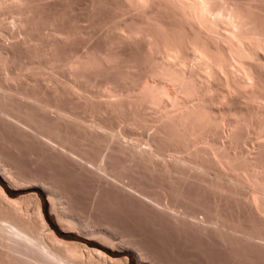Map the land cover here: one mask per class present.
I'll list each match as a JSON object with an SVG mask.
<instances>
[{
  "label": "bare ground",
  "instance_id": "bare-ground-1",
  "mask_svg": "<svg viewBox=\"0 0 264 264\" xmlns=\"http://www.w3.org/2000/svg\"><path fill=\"white\" fill-rule=\"evenodd\" d=\"M125 2L145 12L154 3L159 11L170 5L191 34H183L182 44L172 36V43L160 28L167 33L162 45L163 39L171 45L157 47L153 30L137 21L117 27L115 41L135 45L139 57L118 50V42L44 57L28 40L46 29L52 40L55 20L36 16L35 0H0V123L40 156L121 189L231 261L264 264V0ZM19 45L27 52L21 64L13 56ZM138 130L141 136H133ZM9 164L0 157V175L23 184ZM29 181L47 187L52 209L62 206L59 219L75 225L71 208L63 207L69 195L56 180ZM31 197L30 214L24 203ZM41 204L36 193L12 198L0 183V264H129L59 237ZM104 233L116 244V236Z\"/></svg>",
  "mask_w": 264,
  "mask_h": 264
},
{
  "label": "rangeland",
  "instance_id": "rangeland-1",
  "mask_svg": "<svg viewBox=\"0 0 264 264\" xmlns=\"http://www.w3.org/2000/svg\"><path fill=\"white\" fill-rule=\"evenodd\" d=\"M34 4L35 5H33L32 8H34L33 11L35 12V15L40 16V18H42L44 21L55 20L54 24L57 30L56 31L50 27L51 30H54V33L57 32V34H55L56 36L53 35V33L51 34L53 37L50 36L55 41L57 40L56 42L53 41L54 44L52 42L53 39L51 40L48 37L50 31L49 29L48 31H46V29L42 34L38 33V35L35 34V32L33 33V37L31 36L32 34L29 35V37L32 38L28 40L30 44L29 42L27 44L31 45L33 49H37L36 51L40 55L44 54V57L49 56L50 53L55 49L62 53L81 54L92 47H106L110 42H118L117 44L114 43L117 49L119 47L118 50H126L125 53L132 55L134 54L135 56L139 57V55L136 53L138 50L136 51L135 45L129 44L128 41L122 43L117 40L115 41L117 33L122 31L121 29L120 31L119 29L117 30V27L121 28L120 26H122V28H124L123 26H125L127 23L128 25L133 26L137 21L139 23L145 21V23L142 24L144 26L149 25L148 27H150V29L148 28V30H153L150 32L155 33L152 36H154L153 39L156 38L154 39V42H156L158 38V43H161L159 38H167V36H169L168 39H170L172 43L175 42L173 41L175 38L177 43L178 41L181 43L180 39L182 40L184 38V35L186 34L185 32H187V34L188 32L191 34L190 28L188 26L189 23L181 20L183 21L182 23H185L184 25H186L184 27V25L180 23V19L176 20L178 17L175 16L176 14H173V10L171 12L170 8H167L168 10L166 9V7H169L170 5H166L164 3L161 4L163 8H160V11L157 8L160 7L159 5H156L155 3L153 5H149V9L147 7L144 8L146 11L148 10L147 12L142 10H140V12L139 8L136 10V6H133L132 8V5L127 4L125 0H35ZM154 5L156 6L154 7ZM155 12H157V14H155L156 17L154 16V18L151 16L154 19L152 18L153 20H150V22L148 19L146 22L147 18L151 19L149 16L150 13L153 14ZM3 18H5V24L7 22L6 25H10L12 23V21L9 22L10 17L7 18V16H5ZM11 25L9 28H11V31H15L12 29L14 28L13 25ZM160 28L164 32L167 31V36L166 34L165 37L163 36L164 32L162 34L160 32ZM45 32L47 36L46 34L44 35ZM160 34L161 36H159ZM21 36H23V40L27 41V39H25V34H18L17 37L20 39V41L22 40ZM179 36L183 37L180 38ZM18 38L15 39L18 41ZM186 38L187 37L185 36V39ZM2 39L0 36L1 42L4 41L3 37ZM6 39H8L7 42L12 40L11 38H5V40ZM165 41L166 43L170 42L169 40L168 42L167 40L163 39V45L166 44ZM118 44L120 45L117 46ZM156 44L157 43H154L155 46ZM169 44L171 45V42ZM163 45L161 43L157 47H161ZM24 47L26 46L19 45L13 50L15 52H13V56L15 55L14 59L17 64L23 63L27 57L26 48ZM138 54H140V51ZM22 56L24 57L22 58ZM260 56L261 58H264L262 53H260ZM1 74L2 72H0V76ZM45 75L43 74V78L48 77L47 72H45ZM45 81L47 82V80ZM4 126L6 125L0 123V153H2L0 157L2 156L6 163H10L9 165L12 167V171H17H14L13 174L23 178L25 181H23V184L22 182L19 184V182L15 180L13 182L12 180L11 183H13L10 185L11 183L7 182L0 175V183L12 198H18L22 195H32L36 193L41 200L42 210L46 221L59 237L67 240L77 241L81 244L87 245L90 248H99L114 258L127 257L129 264H144L148 260L151 262V264H246L241 263L240 261H231V256L225 251L217 247L214 248V245L211 246V244L205 243L206 241H202L200 238L194 236L190 232L184 231L182 229L179 230V228L176 226L173 227L171 224L169 225V223L161 215L155 213L151 209H148L147 206L142 205V203L136 198L132 199L133 197L128 196L124 191L122 192L121 189L109 184H107V186L104 182H100L98 180L96 181V179L92 180L83 172L80 174V171H76V168H74L70 163H54L55 161L53 160L52 163L49 157L40 156L39 150H37L34 145L26 144V141L20 138L21 136L16 135L15 132H13L14 130L7 129V126L5 127L6 129H4ZM138 131V133H140V130ZM141 132L148 134L147 130L146 132L145 130ZM136 135H139L138 137H140L141 133H136L133 136ZM29 147L31 151L29 150ZM33 147L36 148V152ZM32 149L34 151H32ZM36 177L38 179H47L53 182L56 180L55 183H57L60 189L63 190V192L66 194V197L69 195V199L67 198L68 204L67 206L65 205L63 207H68V209L71 208L70 210L73 213V217L77 218H75L77 220L74 223L75 225H70L64 220L59 219L58 212H60L62 206L60 205L61 208H59V211H56L58 210L57 206V208L55 207L56 209L54 208L55 210L52 209V204L48 200L49 192L47 187L42 185L40 186L39 183L38 185H36L37 183L32 185V182H30L32 180L29 181V179ZM33 200L34 198L31 197L30 201L28 199V202L26 201L24 203L26 211L28 210L30 214L33 211ZM74 213H76L78 217ZM104 232H110L111 236H116V244H109L110 242H108V240L105 238L107 236H105L106 234ZM120 239H122V241ZM118 240L120 244L121 242L123 243L124 240L123 245H126L127 242L132 241V243L135 245L137 244L139 250L136 252L128 247H120L118 246L119 243L117 244ZM126 240L127 242H125Z\"/></svg>",
  "mask_w": 264,
  "mask_h": 264
},
{
  "label": "trees",
  "instance_id": "trees-1",
  "mask_svg": "<svg viewBox=\"0 0 264 264\" xmlns=\"http://www.w3.org/2000/svg\"><path fill=\"white\" fill-rule=\"evenodd\" d=\"M5 189V188H4Z\"/></svg>",
  "mask_w": 264,
  "mask_h": 264
}]
</instances>
